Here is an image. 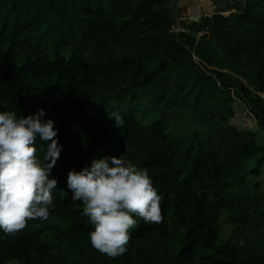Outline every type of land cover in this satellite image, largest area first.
I'll list each match as a JSON object with an SVG mask.
<instances>
[{
	"label": "trees",
	"instance_id": "trees-1",
	"mask_svg": "<svg viewBox=\"0 0 264 264\" xmlns=\"http://www.w3.org/2000/svg\"><path fill=\"white\" fill-rule=\"evenodd\" d=\"M170 5L0 0V110L45 109L62 146L54 209L0 232V264H264V0L179 30ZM235 100L261 140L232 120ZM122 155L148 169L162 221L137 220L126 252L110 259L91 247L66 173Z\"/></svg>",
	"mask_w": 264,
	"mask_h": 264
},
{
	"label": "clouds",
	"instance_id": "clouds-1",
	"mask_svg": "<svg viewBox=\"0 0 264 264\" xmlns=\"http://www.w3.org/2000/svg\"><path fill=\"white\" fill-rule=\"evenodd\" d=\"M45 115L43 108L27 116L0 110V232L4 234L15 235L28 221L47 220L55 207L57 180L50 174L62 146L56 139L55 122ZM108 116L115 127L124 125L118 112ZM37 144L42 153H38ZM66 186L71 199L83 205L81 215L90 226L91 247L110 259L126 252L137 220L162 221L161 197L148 169L129 162L124 155L93 157L79 171L68 170Z\"/></svg>",
	"mask_w": 264,
	"mask_h": 264
},
{
	"label": "rangeland",
	"instance_id": "rangeland-1",
	"mask_svg": "<svg viewBox=\"0 0 264 264\" xmlns=\"http://www.w3.org/2000/svg\"><path fill=\"white\" fill-rule=\"evenodd\" d=\"M171 3L173 0H170ZM226 1V2H225ZM230 2L233 4L231 0H223L222 6L219 5V3H216L212 0H177L176 5L174 7V18H175V24L173 23V30H179V23L181 21L189 22L194 17H203L206 15H211L213 13L220 12L223 15H228L231 12L234 11L233 7L225 8V3ZM191 5L198 6L196 8V12H205L204 9H207L205 14L202 15H193ZM201 6V7H200ZM234 6V5H233ZM204 8V9H203ZM264 10V7H263ZM227 11V12H226ZM197 12V13H198ZM192 14V16H190ZM190 16V17H189ZM194 60H196L194 58ZM230 110L233 112V118L232 120L235 121V123L241 124L242 127L248 128L256 133L257 141L262 139V134L258 132V129L255 126L254 120L252 118V115L247 111L246 107L240 100H235L231 104ZM262 180L264 181V164L262 169ZM231 227V224L227 222L225 219L221 221V235L225 236L228 233L229 228ZM6 264H16L13 261H8Z\"/></svg>",
	"mask_w": 264,
	"mask_h": 264
},
{
	"label": "water",
	"instance_id": "water-1",
	"mask_svg": "<svg viewBox=\"0 0 264 264\" xmlns=\"http://www.w3.org/2000/svg\"><path fill=\"white\" fill-rule=\"evenodd\" d=\"M212 1H214V2H219L220 0H212ZM176 2H177V0H173L172 1V3H171V5H170V12H171V18H172V21H173V23L175 24V18H174V7H175V5H176ZM222 3H223V0H222ZM199 18L200 17H194V18H192L191 20L192 21H198L199 20Z\"/></svg>",
	"mask_w": 264,
	"mask_h": 264
},
{
	"label": "built area",
	"instance_id": "built-area-1",
	"mask_svg": "<svg viewBox=\"0 0 264 264\" xmlns=\"http://www.w3.org/2000/svg\"><path fill=\"white\" fill-rule=\"evenodd\" d=\"M233 2V4H231L230 2L225 3L226 4H230L231 7H233V9L235 10V7L238 5V2H243L244 0H231ZM226 2V1H225ZM234 5V6H233ZM175 30V29H174Z\"/></svg>",
	"mask_w": 264,
	"mask_h": 264
},
{
	"label": "bare ground",
	"instance_id": "bare-ground-1",
	"mask_svg": "<svg viewBox=\"0 0 264 264\" xmlns=\"http://www.w3.org/2000/svg\"><path fill=\"white\" fill-rule=\"evenodd\" d=\"M216 3H219V4L222 3V0H220L219 2H216ZM201 14H205V12H201Z\"/></svg>",
	"mask_w": 264,
	"mask_h": 264
},
{
	"label": "crops",
	"instance_id": "crops-1",
	"mask_svg": "<svg viewBox=\"0 0 264 264\" xmlns=\"http://www.w3.org/2000/svg\"><path fill=\"white\" fill-rule=\"evenodd\" d=\"M201 7V6H200ZM204 9V8H203ZM205 11H207L206 9H204Z\"/></svg>",
	"mask_w": 264,
	"mask_h": 264
}]
</instances>
